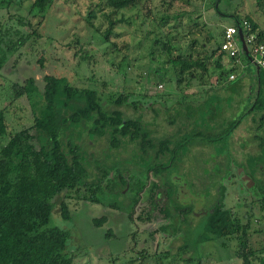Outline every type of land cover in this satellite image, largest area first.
Masks as SVG:
<instances>
[{"label":"rangeland","instance_id":"1","mask_svg":"<svg viewBox=\"0 0 264 264\" xmlns=\"http://www.w3.org/2000/svg\"><path fill=\"white\" fill-rule=\"evenodd\" d=\"M96 1L55 0L44 18L32 8L30 0H10L8 9L0 10V25L8 21L13 42L17 43L19 38L13 34L15 30H20L23 36L34 32L38 35H31L15 52L7 53L6 66L0 72V109L6 108L8 132L28 129L35 134L28 101L26 97L12 100L11 85H23L28 78L40 80L41 76L49 74L66 78L75 100L87 98L95 91L97 103L107 117L120 111L131 121L145 125L156 146L166 139H175L173 146L183 144L174 152L175 161H170L164 170L158 168L157 172L150 173V181L157 183L164 193L157 209L150 213L145 202L135 207L129 204L134 195L130 189L137 185L133 179H128L126 189L117 188L118 195L95 192L93 199L98 198L99 203L90 199L91 191L70 192L65 199L69 212L66 221L61 216L60 199H57L52 218L55 225L69 232L68 247L74 264H195L197 260H201V264H241L234 240L222 238L201 242L200 233L203 213L218 203L221 192L223 207L241 217L252 204L251 246L258 249L264 245V170L255 165L264 164V158L262 161L256 159L264 157V146H258L264 137V122L261 121L264 111H246L243 133L239 129L232 130L229 137L213 142L227 130L231 121L241 116L237 113L243 112V104L236 102L243 100L238 82L244 72L242 58L245 56L237 57L235 63L225 54L221 68L209 67V71L223 74L225 80L233 75L234 81L229 87L211 91L208 107L199 106L195 110L192 104L186 105L193 102L192 97L185 95L187 100L182 99V89L176 95L170 94L177 90L170 80L172 71H168L165 81L152 76L157 71L164 75V68H170V64L165 63V51L151 39L158 34L161 39L169 40L175 55H186L191 51L189 43L193 31L196 38L204 36L205 32L212 34V45L219 40L223 28L233 24L229 14L248 19L252 24L256 22L263 28L264 0H220L217 7V0H146L141 11L131 8L114 15L106 7L101 12L96 10ZM93 11L95 17L88 19V13ZM179 14L182 16L175 18ZM163 16L167 18L165 24L160 23ZM17 19H25L28 26H19ZM110 21L114 25L106 40L102 35ZM196 24L199 28L195 30ZM124 58L127 69L123 73L120 63ZM147 76L152 77L150 81ZM260 90L264 106V82ZM120 99L122 103L117 104ZM212 109L217 113L211 116ZM193 116L199 117L197 126H193ZM198 131L202 136L195 139ZM98 137L97 133L94 142L85 137L81 142L88 154L98 155L102 148L109 150L108 138ZM7 139V136L0 138V148ZM33 144L38 149L35 140ZM196 144L199 148L207 144L208 149L194 150ZM134 147L137 146L128 145L126 153L123 146L119 152L110 147V152L104 154L105 161L109 158L114 164L113 170L144 175L152 161L147 154L130 153L137 149ZM147 152L153 154L150 150ZM162 159L155 162L166 164V158ZM235 164L240 173L250 167V174L263 181V188L261 183L250 187L248 178L245 176L241 180L239 173L229 174ZM180 185L185 188L184 195L188 192L186 198L178 191ZM179 193L178 199H184L180 205ZM147 210L153 219L142 221Z\"/></svg>","mask_w":264,"mask_h":264},{"label":"trees","instance_id":"2","mask_svg":"<svg viewBox=\"0 0 264 264\" xmlns=\"http://www.w3.org/2000/svg\"><path fill=\"white\" fill-rule=\"evenodd\" d=\"M30 1L32 8L37 9L41 18H44L55 0ZM9 3L10 0H0V10L8 9ZM144 4L146 0H97L94 6L99 12L106 7L110 14L114 15L121 10L131 8L141 11L145 7ZM181 16L182 14H179L175 18ZM94 17V11L88 13V19ZM228 17L232 18L233 25L242 21L236 14H229ZM17 21L21 27L29 24L25 19H17ZM166 21L165 16L160 18L161 24H165ZM3 24L5 25H0V72L6 66L7 53L15 52L16 48L28 41L31 35L38 36L35 32L23 36L20 35V30H15L13 34L19 35V38L17 43L13 42L9 36L8 21ZM250 24L246 34H254L255 42L264 44V27L261 28L256 22L254 24L250 22ZM113 25V21H110L109 27L102 35L104 39H108ZM194 28L198 29V24ZM194 35L193 31V39L189 43L191 51L186 55H175V49L170 45L169 40H163L155 34L151 40L165 51L167 55L165 63L170 64V68H164V75L157 71L152 76H158L165 81L168 78L167 74L170 73L168 71H172L170 80L180 89L188 87L194 80L200 81L202 75L211 67L213 70L221 68L220 59L222 55H225L220 50L222 32L219 40H215L212 45H210L213 42L212 34L205 32L204 36L199 38ZM240 55L245 56L243 52ZM230 59L236 60V58ZM40 65L43 66L41 60ZM120 68L123 73L127 69L126 58L121 61ZM263 74L264 72L258 74L259 90L264 82ZM40 78V80L28 78L23 85L15 83L11 85L12 100L26 97L28 101L33 118L34 135L28 129L14 133L8 132L6 108L0 109V138L8 137L6 144L0 148V264H74L68 247L69 232L55 225L52 218L57 199H60L61 216L66 221L69 219V212L65 199L70 192L91 191L90 199H93L96 196L95 192L103 195L117 193L118 187H127L128 179H133L138 184L140 174L113 170L115 167L109 162V158L105 161L104 154L110 152V147L119 152L120 146H123V151L126 153V147L134 145L137 149H132L130 153L144 155L148 150L153 151V155L147 154L152 162L159 160L164 152H168L170 154V158L166 159L168 164L172 161L176 148L183 144H176L170 148L172 142L166 139L156 146L154 139L149 137L150 132L145 125L141 126L138 122L131 121L120 111L114 113L112 117H107L97 103L95 91H92L87 98L75 100L66 78L49 74ZM150 78L152 77H149L148 81ZM260 96L261 90L256 96L253 109L263 112L264 106ZM120 103H122L121 99L117 104ZM214 113L217 111L212 109L211 116ZM241 121V116L231 121L227 130L216 136L213 142L224 140L225 136L228 137V133H231L230 131L234 130ZM261 121L264 122V115ZM97 133L98 139L104 136L108 138L109 150L102 148L98 155L95 152L88 154L81 142L84 137L94 142ZM34 140L38 144V149L33 144ZM258 146L263 148L264 137L261 141L259 140ZM263 158L256 157L257 161H262ZM166 164L158 165L156 162L150 164L144 173L146 179L151 171L157 172L158 168L163 170ZM260 166L264 170V164ZM112 173L116 174L111 176ZM260 183L263 184V181L260 180ZM137 187L138 185L133 186L132 191H135L139 199L143 189H137ZM163 195L164 193H161L159 185L155 182H150L143 190L149 213L157 209ZM93 201L99 203L98 198ZM251 208H253L252 204L242 217L231 209H225L220 192L218 203L205 216L200 233L201 242L222 238L234 240L237 245V258L241 264H264V245L258 249L251 246L253 235L251 224L254 217L250 211ZM262 208L264 210V206ZM149 213L148 210L145 213L148 218ZM254 232L257 231L254 230ZM195 264H201V260L195 261Z\"/></svg>","mask_w":264,"mask_h":264},{"label":"crops","instance_id":"3","mask_svg":"<svg viewBox=\"0 0 264 264\" xmlns=\"http://www.w3.org/2000/svg\"><path fill=\"white\" fill-rule=\"evenodd\" d=\"M223 56L224 55H222L221 59H220L221 60L220 61L221 65H222V57ZM239 56H240V54H239ZM236 60H238V58ZM242 60H244L243 61L244 72L242 73V75L240 77L242 79H241V81L238 82V85L240 86L243 100L240 101V99H238L236 104H239V103H240V105L243 104L241 107H243V106L244 107H243V112L242 113H237V115L238 114L241 115L242 121L234 129V131L239 129L243 133V131L246 130V128L243 127V124H244L243 121L246 119L245 118V114L246 113H251V110L253 109V104L256 101V96H257V94H259L260 90H259V81H258V74L259 73L257 72L256 67L252 63H250V61H248L246 56L244 58H242ZM235 61L231 60V62H235ZM259 72H261V71L259 70ZM222 75H219V74L215 73L214 71H208V72H206L205 74L202 75L200 81L199 80H194L193 83L191 85H189L188 87H182V88L179 89L177 87V85L175 84L176 85L175 87H177V90L174 91V92L172 91L170 94L176 95V93L178 94L179 91L183 90V92H182V99L183 100H187L188 96L193 98V102H187L186 105L192 104L193 109H195V110L199 106L204 108L206 103L207 104L209 103V100H210L209 97L211 96L210 95L211 91H215V90H217V89H219L221 87L223 88L224 86H228L229 87L230 83H232V81H234V80H230L229 77H228V80H225V77L222 76ZM185 95L187 97H185ZM181 105H184V104H181ZM181 105H177V106L180 107ZM238 110H239V108H238ZM235 111H236V108H235ZM197 116H198V114H197ZM231 116H232V114H231ZM237 118H240V117L238 116ZM197 119H199V117L195 118L193 116V126H197V125H195V124H198V120ZM195 134L197 135V137H195V139L201 137V133L199 131L195 132ZM255 142H257V140ZM203 143H208V142L204 141ZM198 145L199 144L194 145L196 148L193 147V149L194 150H196V149H205L203 151H206L208 149V145L207 144L201 145L200 148L198 147ZM209 151H207V153ZM224 162H225V164L227 163L226 160ZM236 166H237V164H235V166H232V168L234 169V168H236ZM227 167L229 168L228 165H227Z\"/></svg>","mask_w":264,"mask_h":264},{"label":"built area","instance_id":"4","mask_svg":"<svg viewBox=\"0 0 264 264\" xmlns=\"http://www.w3.org/2000/svg\"><path fill=\"white\" fill-rule=\"evenodd\" d=\"M251 24L249 21L243 19L241 23L237 25H230L224 27L221 35V52H224L230 58H236L241 51L240 41L238 37V31L241 30L245 44L248 48V54L251 63L257 67L261 72H264V44H258L255 42L254 34H246ZM230 80L234 79L233 75L229 76ZM162 86L160 85L159 88Z\"/></svg>","mask_w":264,"mask_h":264},{"label":"flooded vegetation","instance_id":"5","mask_svg":"<svg viewBox=\"0 0 264 264\" xmlns=\"http://www.w3.org/2000/svg\"><path fill=\"white\" fill-rule=\"evenodd\" d=\"M219 1L220 0H217L216 1V4H215V6L216 5H218V3H219ZM147 128V127H146ZM149 132H150V130H148ZM150 134H151V132H150ZM229 135H230V133H228V137H229ZM173 141H175V139H171V142H172V144L170 145V148H171V146L172 147H174L173 146ZM260 148V147H259ZM151 152H153V151H151ZM138 153H139V151H138ZM147 154H150V152H147ZM153 154H154V152H153ZM152 154V155H153ZM170 156V155H169ZM167 159V158H170V157H168V155H167V153L166 152H164V154H162V155H160V159L159 160H161V159ZM162 159V160H163ZM158 161V160H157ZM172 161H175V155L173 154V157H172ZM152 164H154L155 162H151ZM254 164H255V162H253ZM167 165V164H166ZM165 165V167H164V169L165 168H167V166ZM256 166H257V168L258 169H261V167H260V165H257V164H255ZM226 166H227V164H226ZM228 168V167H227ZM238 167H236V168H232L231 167V169H230V171H228V173L229 172H231V173H239V176H240V179L241 180H243V179H245V176H246V178H248V180H249V182L247 183L250 187L254 184V187L253 188H255V187H257L258 185L257 184H259L260 183V181H258V179L254 176V178H253V176L250 174L251 173V171H250V167H248L249 169H248V171H243L242 173H240L239 172V168L237 169ZM163 169V170H164ZM229 169V168H228ZM152 172V171H151ZM150 172V173H151ZM150 173H149V176H150ZM231 173H229V174H231ZM223 175H225L224 173H223ZM149 176H148V178L146 179V176L145 175H141V176H139V182H138V187H137V189H143V190H145V188H147L148 187V184L150 183V182H152V181H150V179H149ZM243 176H244V178H243ZM173 181V180H172ZM177 183L178 184V182L177 181H174V183ZM179 184H181V183H179ZM128 185H129V182H127V187H128ZM261 185V187L263 188V186H262V184H260ZM127 187H123V189H126ZM179 188H178V191L182 194V195H184V190H185V188L183 189L182 188V186L180 185V186H178ZM160 188V187H159ZM183 189V190H182ZM143 190L140 192V194H139V199L136 197V195H135V191L133 192L132 191V189H130V192H132L134 195H133V197H132V202L131 203H129V204H131V205H133L134 204V206L133 207H135V205H137L138 203H142V202H145L144 201V196H143ZM180 193H179V195H177V201L179 202V205L181 204V203H183V200L184 199H182L181 197L178 199V196H180ZM113 194H117V193H113ZM118 195V194H117ZM186 195L188 196V193L186 192ZM186 195H184L183 197L184 198H186ZM120 196V195H119ZM136 201V202H135ZM146 203V202H145ZM184 208H186V206L184 207ZM212 208V207H211ZM211 208L209 209V210H207L206 211V213L204 212L203 214L206 216V214L211 210ZM194 214H196L195 212H194ZM146 216V215H145ZM205 216L201 219V222H202V225H201V227H203V222H204V219H205ZM167 217V216H166ZM150 218L151 219H153L151 216H150ZM128 219L131 221V215L130 216H128ZM144 219H146V220H148L149 218L146 216V218H141V220L142 221H144ZM132 223V222H131ZM133 224V223H132ZM141 256H143V255H141ZM142 258V257H141Z\"/></svg>","mask_w":264,"mask_h":264},{"label":"water","instance_id":"6","mask_svg":"<svg viewBox=\"0 0 264 264\" xmlns=\"http://www.w3.org/2000/svg\"><path fill=\"white\" fill-rule=\"evenodd\" d=\"M215 7H217V5L215 6ZM233 25V24H232ZM238 37H239V41H240V46H241V51H240V53H244V55L247 57V59H248V61H250V63H251V60H250V57H249V54H248V48H247V46H246V44H245V40H244V37H243V34H242V31L241 30H239L238 31ZM256 70H257V72H259V69L256 67ZM187 192V191H186ZM188 193V192H187Z\"/></svg>","mask_w":264,"mask_h":264}]
</instances>
